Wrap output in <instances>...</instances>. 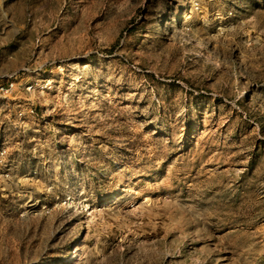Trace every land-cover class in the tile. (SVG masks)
I'll return each mask as SVG.
<instances>
[{
    "label": "rangeland",
    "instance_id": "obj_1",
    "mask_svg": "<svg viewBox=\"0 0 264 264\" xmlns=\"http://www.w3.org/2000/svg\"><path fill=\"white\" fill-rule=\"evenodd\" d=\"M0 264H264V0H0Z\"/></svg>",
    "mask_w": 264,
    "mask_h": 264
},
{
    "label": "bare ground",
    "instance_id": "obj_2",
    "mask_svg": "<svg viewBox=\"0 0 264 264\" xmlns=\"http://www.w3.org/2000/svg\"><path fill=\"white\" fill-rule=\"evenodd\" d=\"M186 16H187V14H186ZM243 93H245V89L244 88H242L241 90H240V95L241 94H243ZM35 205V204H34ZM81 251V246L78 244L76 247H75V249H73V251H72V254H74V260L77 258V256L79 255V252Z\"/></svg>",
    "mask_w": 264,
    "mask_h": 264
}]
</instances>
